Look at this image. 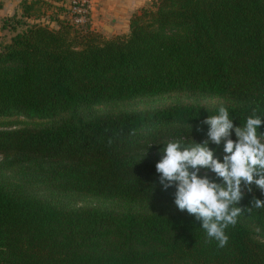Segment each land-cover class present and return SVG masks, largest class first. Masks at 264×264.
<instances>
[{"label": "trees", "instance_id": "obj_1", "mask_svg": "<svg viewBox=\"0 0 264 264\" xmlns=\"http://www.w3.org/2000/svg\"><path fill=\"white\" fill-rule=\"evenodd\" d=\"M56 1L21 0L20 16L50 7L59 16L68 7ZM57 20L16 30L8 19L3 28L13 33L0 43V116L21 123L0 129V154L49 162L57 190L127 203L174 200L175 188L162 190L156 171L162 143H201L203 121L220 106L234 127L253 110L264 119V0H152L132 13L128 32L113 36ZM165 98L172 99L158 102ZM139 102L149 106L100 109ZM257 131L264 134V124ZM252 186L242 189V213L221 248L187 212L68 208L0 179V264H264V208L251 207L264 192Z\"/></svg>", "mask_w": 264, "mask_h": 264}, {"label": "clouds", "instance_id": "obj_2", "mask_svg": "<svg viewBox=\"0 0 264 264\" xmlns=\"http://www.w3.org/2000/svg\"><path fill=\"white\" fill-rule=\"evenodd\" d=\"M203 123L209 129L201 143L193 140L188 144L183 139L162 143L163 155L156 171L162 190L175 188L177 208L200 221L209 240H216L218 247L223 248L229 240L225 230L234 226L242 213L237 207L244 196L242 189L252 192L255 184L264 192V134L258 135L257 131L264 119L253 110L243 126L234 127L227 108L220 106L218 114L208 116ZM210 144L223 145V162L215 157ZM208 172L214 173L216 179L209 177ZM251 207L264 208V200L253 198Z\"/></svg>", "mask_w": 264, "mask_h": 264}, {"label": "rangeland", "instance_id": "obj_3", "mask_svg": "<svg viewBox=\"0 0 264 264\" xmlns=\"http://www.w3.org/2000/svg\"><path fill=\"white\" fill-rule=\"evenodd\" d=\"M21 0H8L9 7L8 14L2 15L0 14V43H4L10 39L13 31L9 29L3 28V24L5 21L10 20L11 24L16 23V30H23L25 29L28 24L31 22L41 21L44 23L49 24L51 27L57 26L58 20L57 17L66 16L69 18H73V12L71 10L72 0H65L62 3V0L56 1L60 2L61 4H66L65 6L68 7L67 10L62 11L58 16V12L56 9L50 7L48 8L49 11H41V13L35 17H21L20 11L18 9L19 2ZM87 3V11L88 15L85 16L86 20L84 22H89L91 26L102 32L105 36H113L116 34V30L109 31L104 28V24L107 23L113 26L116 24L117 20L114 19L113 12V3L114 0H84ZM146 4H149L151 0H148ZM1 2V0H0ZM57 4V3H56ZM20 7V6H19ZM59 10V9H58ZM40 12V11H39ZM18 16L19 18H15L14 16ZM7 19V20H6ZM22 21H19V20ZM126 33V32H125ZM117 34H124L117 33ZM177 99V96H175ZM183 100L192 101V102H200L207 105L212 104H219L224 103L227 100L223 97L219 96H185L181 95ZM172 98H165L161 99L158 102H164L171 100ZM149 106V103H126V104H104L100 109L108 110V109H129V108H141ZM24 118V117H22ZM15 120V121H12ZM16 117H8V116H0V129L5 128H15L21 126V123L16 121ZM24 125V124H23ZM215 153V157L219 158L223 161V157L225 155L223 147L219 149H213ZM19 157V155H12V157L7 158L5 155L0 154V179L5 180L9 183V186L15 187L16 184H21L22 188L26 193L35 194L39 196H45L51 198L57 204L64 206V207H77L81 205L85 206H102L120 210H132V211H139V212H187L180 211L174 203V200L166 199V200H156L150 202H143V203H127L121 200H113V199H103L100 197L92 196L89 194H84L81 192L76 191H60L51 186L49 180H47V174L49 167V162L47 161H21L15 159ZM11 159L13 162L11 163ZM204 171L205 170H201ZM253 189V186H252Z\"/></svg>", "mask_w": 264, "mask_h": 264}, {"label": "crops", "instance_id": "obj_4", "mask_svg": "<svg viewBox=\"0 0 264 264\" xmlns=\"http://www.w3.org/2000/svg\"><path fill=\"white\" fill-rule=\"evenodd\" d=\"M152 1V0H151ZM21 2V1H20ZM19 2L18 9L21 13L22 8ZM148 0H114L113 3V12L114 19L116 18L117 22L113 25L116 33H125L129 30V21L132 13L137 11L142 5H145ZM20 6V7H19ZM8 0H1L0 2V14H8ZM7 13V14H6ZM105 23H102V25Z\"/></svg>", "mask_w": 264, "mask_h": 264}, {"label": "built area", "instance_id": "obj_5", "mask_svg": "<svg viewBox=\"0 0 264 264\" xmlns=\"http://www.w3.org/2000/svg\"><path fill=\"white\" fill-rule=\"evenodd\" d=\"M72 6L70 7L73 12V20L77 23H84L85 16L88 15L87 3L84 0H72Z\"/></svg>", "mask_w": 264, "mask_h": 264}, {"label": "water", "instance_id": "obj_6", "mask_svg": "<svg viewBox=\"0 0 264 264\" xmlns=\"http://www.w3.org/2000/svg\"><path fill=\"white\" fill-rule=\"evenodd\" d=\"M104 28H106L109 31H114V27L107 23L104 24Z\"/></svg>", "mask_w": 264, "mask_h": 264}]
</instances>
